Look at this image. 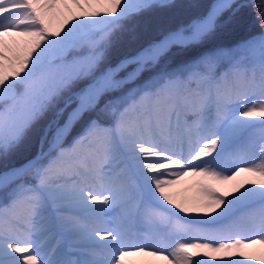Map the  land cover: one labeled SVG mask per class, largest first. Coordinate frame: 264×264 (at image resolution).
<instances>
[{
	"label": "snow or ice",
	"instance_id": "6c2138e0",
	"mask_svg": "<svg viewBox=\"0 0 264 264\" xmlns=\"http://www.w3.org/2000/svg\"><path fill=\"white\" fill-rule=\"evenodd\" d=\"M167 6L0 0V159L51 113L47 151L0 172V264H264V0L252 4L260 34L137 85L171 48L201 43L246 7L216 0L109 62L127 21ZM256 123L259 153L252 141L226 153ZM186 178L191 196L177 191ZM57 230L66 246L44 248L41 234Z\"/></svg>",
	"mask_w": 264,
	"mask_h": 264
},
{
	"label": "trees",
	"instance_id": "16d2710c",
	"mask_svg": "<svg viewBox=\"0 0 264 264\" xmlns=\"http://www.w3.org/2000/svg\"><path fill=\"white\" fill-rule=\"evenodd\" d=\"M211 1L168 0L169 6L167 7H153L133 17L126 22L122 31L116 33L114 43L108 52L109 62L116 63L120 58L159 39L168 31L202 15ZM258 2L259 0L242 2L236 0L235 4L246 5V7H242L235 16H232L230 11L225 12L218 20L216 29L201 43L187 48H171L155 66L143 72L138 81H143L165 68H176L213 50L236 45L242 39L261 33L260 20L257 18L256 9L252 7V4ZM95 115V113L87 114L84 121L75 126L72 134L85 125L89 117H95ZM50 119L51 113L34 125L17 150L7 159H0V171L23 163L33 157L42 147L44 149L47 146V144L42 146L41 137Z\"/></svg>",
	"mask_w": 264,
	"mask_h": 264
},
{
	"label": "rangeland",
	"instance_id": "374dc122",
	"mask_svg": "<svg viewBox=\"0 0 264 264\" xmlns=\"http://www.w3.org/2000/svg\"><path fill=\"white\" fill-rule=\"evenodd\" d=\"M258 34H260V33L253 34L252 36H249V37H247L245 39H242L236 45H238L242 41H245V40L249 39L250 37L256 36ZM236 45H233V46H230V47H228V46L227 47H221L219 49H230V48H234ZM213 51H215V50H213ZM224 66L225 65L222 64L221 68L223 69ZM167 69L168 70H172V69H175V68H167ZM156 74L157 73H155L152 76H155ZM152 76H150V77H152ZM150 77H147L145 80L149 79ZM145 80L137 81L136 84L137 85L142 84ZM85 127H86V124L81 129H79V131L75 135L71 136L70 139L67 140V142L70 143L75 136H77L78 134L82 133V131L84 130ZM261 131H262V127H261V125L259 123H256L254 126H251V127H248V128H245V129L241 130L235 136V138L230 140L229 145H228V147L225 150L226 153L233 151L235 148H237V147H239V146H241V145H243V144H245V143H247L249 141H252L253 142L252 152L254 154H258L259 153V143H260L259 137H260ZM44 151H47V149H45ZM116 165H114L116 171H119V168L123 167V165H120V164H116ZM223 166L225 168H228V167H232L233 165H232L230 160L225 159L223 161ZM238 166H246V165H238ZM228 174H230V173H228ZM191 184H192V178H186V180L184 182H182L180 185L177 186V191L180 192L181 195L191 196V195H193L192 190H190V185ZM219 186L224 188V189H230L231 184H223V185H219ZM186 189H188V190L186 191ZM6 199H7V197H6L5 191L0 189V203L5 202ZM112 215H115V213H109V214L106 215L105 218H109ZM54 233L57 234V235H60L58 230L55 231ZM58 242H59L60 247H62V246L65 247L66 246L65 245V240L62 237V235L58 237L57 243Z\"/></svg>",
	"mask_w": 264,
	"mask_h": 264
},
{
	"label": "bare ground",
	"instance_id": "6f19581e",
	"mask_svg": "<svg viewBox=\"0 0 264 264\" xmlns=\"http://www.w3.org/2000/svg\"><path fill=\"white\" fill-rule=\"evenodd\" d=\"M215 2H216V0H214V1L212 2V4L215 3ZM212 4H211V5H212ZM211 5L208 6V8L205 10V12H204L203 15H205V14L207 13V11L210 9ZM203 15H201V16H203ZM199 17H200V16H199ZM196 18H197V17H196ZM156 41H158V40H156ZM156 41H154V42H156ZM152 43H153V42H152ZM150 44H151V43H150ZM148 45H149V44H148ZM148 45L144 46L143 48L147 47ZM143 48H140L138 51H136L135 53H133V54H131V55H135L137 52H139V51L142 50ZM128 56H130V55H128ZM185 151H187V149H185ZM116 166H117V165H116ZM13 167H14V166H13ZM10 168H11V167H10ZM7 169H8V168H7ZM114 169H115V166H114ZM119 169H120V168H119ZM5 170H6V169H5ZM5 170H2L1 172L5 171ZM115 171H116V169H115ZM59 236H61V235H57V234H55V233H53L52 235H49L48 233H43V234H41L40 239H41V241H42V245H43V247L46 248V249H50L51 247H53L54 245H56ZM60 242H61V241H60ZM62 247H63V246H62Z\"/></svg>",
	"mask_w": 264,
	"mask_h": 264
}]
</instances>
